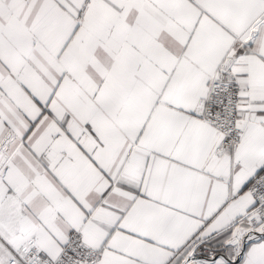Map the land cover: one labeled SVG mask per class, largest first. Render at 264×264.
<instances>
[{"label":"crops","instance_id":"0c3cea01","mask_svg":"<svg viewBox=\"0 0 264 264\" xmlns=\"http://www.w3.org/2000/svg\"><path fill=\"white\" fill-rule=\"evenodd\" d=\"M221 64L241 81L243 134L217 155L202 114ZM9 135V263L31 239L56 259L74 230L103 264L220 251L264 167V0H0V144ZM242 252L235 264H264V236Z\"/></svg>","mask_w":264,"mask_h":264},{"label":"built area","instance_id":"2783aa9c","mask_svg":"<svg viewBox=\"0 0 264 264\" xmlns=\"http://www.w3.org/2000/svg\"><path fill=\"white\" fill-rule=\"evenodd\" d=\"M242 87L241 81L232 69L221 64L210 77L208 93L203 102L202 121L213 128L219 135L216 154L222 155L233 150L241 141L243 130L240 124ZM13 137L9 135L0 144V170L8 162L7 144ZM246 192L253 201L252 207L233 225L246 222V227L238 229L218 252L211 247H205L203 252L199 247L203 242H196L189 249L180 264H235L242 258V244L252 233L264 236V167L246 186ZM232 247L233 254L226 256ZM103 250L88 246L83 241L81 231H72L56 259L43 255L31 239L23 248L18 260L9 264H103Z\"/></svg>","mask_w":264,"mask_h":264},{"label":"rangeland","instance_id":"374dc122","mask_svg":"<svg viewBox=\"0 0 264 264\" xmlns=\"http://www.w3.org/2000/svg\"><path fill=\"white\" fill-rule=\"evenodd\" d=\"M10 258L6 241L0 238V264H8Z\"/></svg>","mask_w":264,"mask_h":264},{"label":"trees","instance_id":"16d2710c","mask_svg":"<svg viewBox=\"0 0 264 264\" xmlns=\"http://www.w3.org/2000/svg\"><path fill=\"white\" fill-rule=\"evenodd\" d=\"M214 250L219 251L218 249H214Z\"/></svg>","mask_w":264,"mask_h":264}]
</instances>
